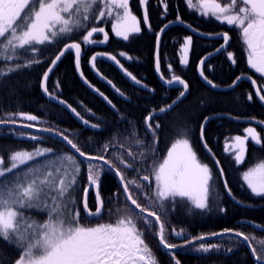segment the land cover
<instances>
[{
    "label": "trees",
    "instance_id": "16d2710c",
    "mask_svg": "<svg viewBox=\"0 0 264 264\" xmlns=\"http://www.w3.org/2000/svg\"><path fill=\"white\" fill-rule=\"evenodd\" d=\"M130 3L132 10L139 14V0H131ZM145 7L150 27L145 25L141 19V32L130 36L127 41L114 37L110 33L111 23L89 21V28L92 26L104 27L108 31L109 39L105 46L101 47L98 43L83 45L82 36L85 34L83 30L57 43L38 46L41 51L36 53L35 57L40 60V63L32 64L30 67H21L17 71L11 72L7 77H0V120L11 118L16 120V124L19 125L33 124L35 125L34 128L40 130L52 129L51 132L68 136L89 155H105L109 159H114L113 154H122L127 157L126 149L139 154L140 149L135 143L136 139L144 140L146 145L152 143V135L147 131L145 124L146 117L154 110L157 113L161 107L170 104L181 91L180 89L163 87L154 71L156 33L166 23L174 22L177 15L181 17L184 24L190 25L199 33H229L231 39L227 51L234 53L237 63L233 65L227 59L226 52L214 56L205 65V75L209 79L220 87H229L237 76H250L252 80L257 81L256 85L261 95H264V76H260L248 67L237 30L230 28L227 24H221L213 18L203 17L194 10H189L185 0H167L166 13L162 0H148ZM139 18H141L140 15ZM187 36L190 34L181 25L174 26L163 35L159 48L161 75L165 80L170 79L173 74L185 80L189 85L187 97L170 112L149 122L153 125L156 123L161 125L157 130L158 142L156 145L160 161L175 139L181 138L185 131L190 132L191 143L198 159L208 164L212 170L214 195L211 197L210 207L205 210L195 209L184 200H179L175 206L165 202L167 213L163 219L166 223L167 239L169 243L182 245L185 238L190 239L202 235L206 237L204 240H195L191 245L173 250V254L181 264H256L244 242L236 243L238 240H242L236 237L234 232L239 231L249 236L248 242L258 250L264 248V245L260 243L264 241V231L259 232L252 227V225H256L264 229V196L254 195L242 181L243 172L259 162H264V131L252 125L261 136V144L255 145L248 141L245 160L239 165L236 164L231 153L225 152L224 145L226 138L229 140L236 135H244V129L248 127L247 123L236 120H255L264 124V108L257 101L249 82L242 81L233 90L227 92H215L202 85L197 75V64L205 55L214 52L222 44V41L191 36L193 43L189 51V63L181 65L179 50ZM102 38L101 33L94 34V39L102 40ZM73 41L81 43L83 47L81 72L84 74V78L92 87L103 93L117 111L111 110L107 104L87 91L78 81L75 60L71 54H67L62 59L63 61L50 75L46 87L49 93H54L56 98L63 100L75 109V112L79 113L82 119L89 121L90 124H98L99 127L94 131L83 129L62 108L46 100L40 88L44 72L52 60L55 59L65 44ZM96 52L113 54L129 73L152 89L154 94L133 88L113 67L104 62H95L97 71L108 81H111V84L115 85V88L125 95L128 102L124 103L122 100H117V96L107 86L96 80L89 70V59ZM122 52L125 54L124 56L120 55ZM31 56L33 54L28 52L12 61L0 60V69L7 71L8 67H15L17 64L23 65L26 62V57ZM169 65L172 66L171 71ZM249 95L253 97L251 101L248 99ZM20 112L36 115L38 120L26 121L17 115H10ZM211 116L216 117L205 125V142L211 149L216 161H219V168L223 169L224 181L228 184L227 189L231 191V196L237 203L227 196L216 166L201 146L200 126L205 117ZM17 131V129H11L7 126L0 127V158L4 160V167L9 165V157L13 152L29 151L37 144L53 150L48 154L49 158L62 157L66 153L73 154L63 141L50 136L30 133V135L39 136L41 141H18L14 138ZM18 132L22 133V131ZM133 132L136 133L135 137L132 136ZM105 144L109 145L108 152L103 151ZM120 145H123V148ZM127 158L131 159V157ZM44 159L45 157H41L37 160L43 161ZM76 159L82 160L78 157ZM115 162L118 164V161ZM87 163L84 162L81 165L79 202L76 206L81 213L82 220L86 216L82 200L83 188L88 184ZM91 163L99 164L92 161ZM151 163L152 161L148 160L142 166L145 171L139 174L126 170L127 178L133 179L145 174L150 175ZM12 176L13 173H9L6 177H0V181L10 179ZM139 182L149 188L155 186L152 179L148 181V184L143 180ZM100 192L105 205L102 219L99 222H115L118 209L136 211L126 200L120 181L114 173L102 172ZM138 202L148 210L159 211L158 207L151 205L143 195L138 196ZM88 205L91 211L96 208L92 191L88 196ZM23 211L27 216L41 223L47 219L46 212L37 209H25ZM92 222L95 224L97 219L92 218ZM153 228L155 230L158 226L154 225ZM172 229L183 230L184 238L171 235ZM224 229H232L233 232L218 236L211 235L212 233H223ZM145 239L160 264H175L172 256L168 254V250L159 245L158 237L154 233L146 234ZM201 243L206 245L218 244L220 248L218 251L213 250L209 253L194 251L193 249ZM230 248L233 251H227ZM18 256L19 251L14 246H10L0 239V258L3 259L4 264H14Z\"/></svg>",
    "mask_w": 264,
    "mask_h": 264
},
{
    "label": "snow or ice",
    "instance_id": "6c2138e0",
    "mask_svg": "<svg viewBox=\"0 0 264 264\" xmlns=\"http://www.w3.org/2000/svg\"><path fill=\"white\" fill-rule=\"evenodd\" d=\"M167 12V0H162ZM189 10H194L206 18H213L221 24H227L239 32L243 51L247 58V65L260 76H264V0H185ZM130 0H0V60L12 61L18 59L25 53L31 52L33 56L26 57L23 65L8 67L7 71L0 69V77H7L11 72L21 67H30L32 64L40 63L35 54L40 52L38 46L50 45L60 40L74 36L77 32L84 31L82 36L83 45L103 44L109 39L104 27H88L89 21H112V32L115 36L127 41L132 34L141 32V24L137 16L133 14L129 6ZM148 0H140L142 6ZM143 23L149 25V18L145 10ZM170 23H183L177 15L176 20ZM150 27V25H149ZM169 27L165 24L156 33L157 53L156 70L160 72L161 61L159 45L161 33ZM188 27H191L190 25ZM192 31H197L192 29ZM102 33L103 39H94V34ZM222 38L223 43L209 53V57L223 52L227 53V59L233 65L237 60L233 52L227 51L230 45L228 32L216 34ZM193 38H184L180 47V64L189 63V51ZM75 56V67L80 72L81 78L84 74L81 69L82 45L79 42L65 44L59 54L52 60L51 65L44 72L41 81V88L51 99H56L54 93H49L46 81L49 73L68 52ZM121 56L125 54L120 53ZM107 56L109 60L120 62L115 56L106 53H96L90 59V64L95 69V62L98 58ZM208 57L202 58L198 65L199 74L202 79L213 89L218 85L205 75V65ZM122 67V66H121ZM172 66L169 65L171 71ZM126 72V70H125ZM130 76L136 84H141L131 73ZM103 78V77H102ZM161 79H164L161 76ZM242 79L252 78L239 75L229 87H236ZM84 82H89L84 79ZM111 84V81H108ZM168 85H182L183 90L179 92L176 99L172 100L159 109V113H167L172 110L186 96L189 85L180 76L173 74L170 79L165 80ZM256 80H252L255 86ZM59 87V85H57ZM89 87L91 85L89 84ZM115 87V85H113ZM146 87V85H144ZM98 91V90H97ZM119 92L120 90L117 89ZM121 95H124L122 92ZM103 96V93H100ZM256 95L264 101V95L258 89ZM104 99L108 98L104 96ZM251 101L253 97L248 96ZM59 103H65L60 100ZM111 103V101H109ZM70 107V106H69ZM75 112V109H72ZM79 116V113H76ZM17 115L26 121H37L36 115L27 113L10 114ZM158 119L155 110L145 119L147 131L152 135V143L146 145L142 139H136L135 143L140 149L139 154L127 150L128 159L122 154H113L114 159L105 155H89L81 150L76 142L63 136L67 144L79 154L84 160H77L71 153L62 157L49 158L48 154L53 150L50 148L37 147L32 151L19 150L13 152L10 157V166L4 167V160L0 158V177H6L13 173L10 179L0 181V239L14 246L19 251L18 258L14 264H159V261L146 243V234L154 233L159 239V245L172 256L175 264H181L173 254V250L193 244L195 240H204L205 236L185 238L184 244L177 245L169 243L167 239L166 223L163 216L167 213L165 202L173 206L179 200H187L195 209L205 210L210 207L211 197L214 195V177L208 164L198 159L194 150L190 132L185 131L181 138L175 139L168 147L162 161L158 158L156 145L158 142L157 130L161 127L159 123L153 125L149 121ZM209 117L204 118L200 126V139L204 147L211 152L205 142V125ZM16 124L14 119L0 120V124ZM87 125L89 121L84 120ZM23 127L33 128V124H24ZM91 127H99L92 124ZM42 131H53L52 129H41ZM245 135H236L229 142L226 138L225 152H232L236 164L245 160L247 143L249 140L255 144H261V136L254 127L244 129ZM180 135V133H177ZM26 134L21 133V136ZM57 135H62L57 133ZM135 137L136 133L133 132ZM32 140L39 137L31 135ZM123 148V145H120ZM109 145L105 144L103 151L108 152ZM38 157H45L38 161ZM214 158V157H213ZM151 160V173L128 179L127 171L131 170L139 174L145 171L142 167ZM91 161H102L101 164H93ZM118 161V164L115 162ZM35 162V163H30ZM87 163L88 184L83 188L84 199L83 209L86 216L81 218V213L76 207L78 204L79 177L81 165ZM119 165V166H118ZM122 166V167H120ZM219 167V161H217ZM19 170V171H15ZM114 172L119 178L126 200L131 202L139 212L133 209L127 211L117 210L115 222H99L102 219V212L105 201L101 196V174L102 172ZM223 176V169L220 170ZM154 179L155 186L148 187L139 181ZM242 179L248 189L256 196H264V162L256 164L242 173ZM227 189L228 184L225 182ZM92 189L96 193L95 211L89 210L88 196ZM229 195L231 191L229 190ZM143 195L159 211L148 210L138 202V196ZM127 208V205H125ZM25 209H37L47 213V219L42 223L32 219L25 214ZM223 211V209H221ZM147 212V215H143ZM111 215V213H110ZM97 219L93 224L92 219ZM154 218V219H149ZM158 228L154 230L153 226ZM264 230V229H262ZM232 229H224L223 233H212V236L232 233ZM171 235L184 238V231L172 229ZM236 237H241V242H248L250 237L242 232H234ZM264 245V241L260 242ZM248 246L252 249V255L256 258V264H264V248L258 250L251 243ZM218 244H199L194 251L209 253L218 251ZM231 252L233 249H227ZM0 264H4L0 258Z\"/></svg>",
    "mask_w": 264,
    "mask_h": 264
},
{
    "label": "water",
    "instance_id": "95a60500",
    "mask_svg": "<svg viewBox=\"0 0 264 264\" xmlns=\"http://www.w3.org/2000/svg\"><path fill=\"white\" fill-rule=\"evenodd\" d=\"M169 24V27L167 28V29H165V31L164 32H162L161 33V36H160V39H161V37H162V35L169 29V28H171V27H173V26H176V25H178V24H180V23H168ZM185 26V25H184ZM185 28L187 29V31L189 30V32H191L192 34H195V35H197V36H199V37H202V38H206V39H215V38H219L218 36H210V35H203V34H200V33H198V32H195V31H192V29H190L188 26H185ZM221 39V38H220ZM156 45H157V41H156ZM68 53H70V52H68ZM68 53H66L62 58H61V60L62 59H64V57L68 54ZM73 55H74V51L73 52H71ZM156 53H157V46H156ZM214 53V52H213ZM216 55V54H215ZM215 55H212V56H210L209 57V55H207V56H205V57H208V60L211 58V57H213V56H215ZM204 57V58H205ZM98 59H106V61L107 62H109L110 64H112L115 68H117V70L121 73V75L126 79V80H128V82L131 84V85H133L134 87H136V88H139V89H145L141 84H136L132 79H131V77L130 76H128V75H126V72H125V70L121 67V65L120 64H117L115 61H113V60H109L108 58H107V56H103V57H100V58H98ZM75 60V59H74ZM207 60V61H208ZM61 61H59L58 63H57V65L56 66H58V64L60 63ZM199 65V64H198ZM56 66L53 68V71H54V69L56 68ZM90 70H92V72L94 73V75L97 77V78H99V80H101V81H103V82H105V83H107L111 88H112V86L107 82V80H105V79H103L97 72H96V69H94L93 67H92V65L90 64ZM75 69H76V67H75ZM52 71V72H53ZM51 72V73H52ZM51 73H49V77H50V75H51ZM76 73H77V76H78V78L80 79L79 81H81L82 82V84L86 87V88H88L90 91H92V93H94L95 95H97L98 97H101L102 99H103V97L102 96H100L99 94H98V92L96 91V90H94L93 88H91V87H89V85L88 84H86L85 82H84V79H82L81 78V75H80V72H77V70H76ZM197 73H198V77H199V79H200V81L205 85V86H207L208 88H210V89H212V90H215V91H219V92H225V91H230V90H232L233 88L232 87H228V88H220V87H217V88H215V89H213V88H211L205 81H204V79H202L201 78V76H200V74H199V70H198V68H197ZM156 75H157V77L160 79V81H161V83L164 85V86H166V87H168V88H181V89H183V86L182 85H178V84H174V85H168V84H166L165 83V80H163V79H161V75H160V73L159 72H157V70H156ZM242 80H247L251 85H252V87H253V89H254V93H255V95H256V92H257V90H258V88H257V86L255 85H253L252 84V80H249V79H242ZM242 80H240V81H242ZM48 81V80H47ZM47 81H46V84H47ZM239 81V82H240ZM238 82V83H239ZM41 90H42V93H43V95H44V97L46 98V99H48L49 101H51V102H53V103H56L57 105H59V106H61L62 108H64L79 124H81L82 126H84L85 128H91L88 124L86 125L73 111H72V109H70L65 103H63V104H61V103H59V100H57V99H51L50 97H49V95L48 94H46L45 92H44V90L41 88ZM187 95V94H186ZM256 97H257V100H258V102L264 107V101H261L260 99H259V97L256 95ZM185 98V97H184ZM211 119H213V117H210V119L209 120H211ZM208 120V121H209ZM256 123V122H255ZM258 124V123H257ZM258 125H260L261 127H264L263 125H261V124H258ZM4 125H0V127H3ZM203 148H204V150L209 154V156L212 158V160H214L213 159V157L211 156V154H210V152L204 147V145H203ZM100 163H102V161L100 162ZM219 171H220V169H219ZM225 185V184H224ZM123 189V188H122ZM225 190H226V193H227V195L231 198V200H233L234 201V199H232V197H231V195H229L228 193H229V191L225 188ZM94 191H95V189H94ZM130 204H131V202L130 201H128ZM235 202V201H234ZM132 206H134V205H132ZM135 207V206H134ZM154 219V218H153ZM252 227H253V229H255V230H257V231H259V232H262V231H264V230H262V228H260V227H258V226H256V225H252ZM239 238H241V237H239ZM241 240H242V238H241ZM245 243V245L248 247V249H249V252L251 253V255H252V250H251V248L248 246V242H244ZM252 257H253V259H254V261L256 262V258L252 255Z\"/></svg>",
    "mask_w": 264,
    "mask_h": 264
},
{
    "label": "rangeland",
    "instance_id": "374dc122",
    "mask_svg": "<svg viewBox=\"0 0 264 264\" xmlns=\"http://www.w3.org/2000/svg\"><path fill=\"white\" fill-rule=\"evenodd\" d=\"M111 29H112V27H111ZM113 33V32H112ZM114 34V33H113ZM114 36H115V34H114ZM117 37V36H116ZM248 127H254V126H248ZM255 128V127H254ZM256 129V128H255ZM257 131V130H256ZM244 135H245V133H244ZM241 136H243V135H241ZM229 142H231V139H229L228 140ZM250 142H252L253 144H255V142H253V141H251V140H249ZM256 145V144H255ZM225 146V145H224ZM40 148H45V147H42V146H40ZM228 153H231L233 156H234V154L232 153V152H228ZM39 158V157H38ZM11 163V162H10ZM259 163H261V162H259ZM258 164V163H257ZM8 166H10V164L8 165ZM255 166V165H254ZM253 166V167H254ZM247 171V170H246ZM242 181H243V179H242ZM243 183H244V185L247 187V185H246V183L243 181ZM250 190V189H249ZM251 191V190H250ZM184 201H186V202H188L186 199L184 200ZM170 203V202H169ZM188 203H190V202H188Z\"/></svg>",
    "mask_w": 264,
    "mask_h": 264
},
{
    "label": "bare ground",
    "instance_id": "6f19581e",
    "mask_svg": "<svg viewBox=\"0 0 264 264\" xmlns=\"http://www.w3.org/2000/svg\"><path fill=\"white\" fill-rule=\"evenodd\" d=\"M190 36H192V35H190ZM127 100H128V99H126V100L124 101V103L128 102Z\"/></svg>",
    "mask_w": 264,
    "mask_h": 264
},
{
    "label": "flooded vegetation",
    "instance_id": "af4514ba",
    "mask_svg": "<svg viewBox=\"0 0 264 264\" xmlns=\"http://www.w3.org/2000/svg\"><path fill=\"white\" fill-rule=\"evenodd\" d=\"M125 101V100H124ZM159 264H160V262H159Z\"/></svg>",
    "mask_w": 264,
    "mask_h": 264
}]
</instances>
